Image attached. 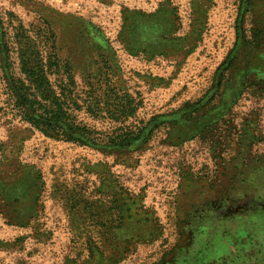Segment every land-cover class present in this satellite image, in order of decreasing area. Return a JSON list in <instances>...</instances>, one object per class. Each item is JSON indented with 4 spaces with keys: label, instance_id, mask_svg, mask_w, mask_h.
Returning <instances> with one entry per match:
<instances>
[{
    "label": "rangeland",
    "instance_id": "obj_1",
    "mask_svg": "<svg viewBox=\"0 0 264 264\" xmlns=\"http://www.w3.org/2000/svg\"><path fill=\"white\" fill-rule=\"evenodd\" d=\"M0 48V264H264V0H0Z\"/></svg>",
    "mask_w": 264,
    "mask_h": 264
},
{
    "label": "trees",
    "instance_id": "obj_2",
    "mask_svg": "<svg viewBox=\"0 0 264 264\" xmlns=\"http://www.w3.org/2000/svg\"><path fill=\"white\" fill-rule=\"evenodd\" d=\"M164 6H165V4H161L160 7L153 13H147L144 11L143 12H136V11L132 12V13H134L132 15L140 16V18L143 17V19L154 17V19H153L154 22H153V24H151L152 26H147L148 24L146 25V27H147L146 31H148V32L152 29H155V32L149 33L151 35V37L152 36L154 37V35L156 34V31H158V25L156 22L158 21L159 18H160V20L163 18L162 16L164 14L163 13L164 11L162 9ZM47 24H48V22H47ZM148 32H146V34ZM143 37H144L145 41H148L149 38L147 36H145V33L143 34ZM156 37H157V35H156ZM44 42H47V40H44ZM0 51H1V53L4 52L5 58L9 57L7 49L5 51V50H1V48H0ZM5 53H6V55H5ZM29 53H32V52L26 51L23 54V56L25 57ZM33 56L35 59L37 58L36 54H33ZM35 63H37V62H35ZM22 67H23V72L25 74H28V73H30V71L38 68L39 65L23 61ZM17 84L19 85V83H17ZM11 87H12V90L14 93L21 92V90L25 91V92L27 91V89L24 88L25 86H23V85L17 86L16 84H14V85L12 84ZM20 97L21 96H19V98ZM24 97H26V94H22V98H24ZM23 115H24V118L29 123H31L34 127L40 128V125H43L44 133L49 135L52 138L71 140V141H79L78 138H81V137L85 138L84 132L81 129H79L77 126L76 127L75 126L68 127L69 126V124H68L69 118H68L67 114L64 112L62 106H60L59 104H55V103L52 104V110L50 112H47V115H46L47 122L46 121H40L38 118H36L38 114L33 110H26L25 113H23ZM131 139H132V141H135L136 138H131ZM1 161H3V163H5L6 162V156H3ZM23 188L20 190V192L13 193V196H10L9 198H12L15 202H19L22 199H25V200L29 199L31 197V195H29L28 192L23 191L24 190ZM13 191H15V190H13ZM3 199H5V198H3ZM3 199L1 200L0 208L3 207V202H2ZM4 201H6V200H4ZM7 221H10V220H7Z\"/></svg>",
    "mask_w": 264,
    "mask_h": 264
}]
</instances>
